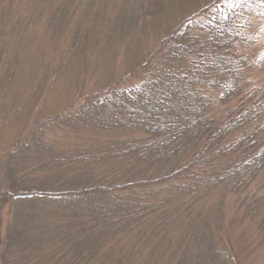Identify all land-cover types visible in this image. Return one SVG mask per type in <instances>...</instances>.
<instances>
[{
    "label": "trees",
    "instance_id": "trees-1",
    "mask_svg": "<svg viewBox=\"0 0 264 264\" xmlns=\"http://www.w3.org/2000/svg\"><path fill=\"white\" fill-rule=\"evenodd\" d=\"M113 5L95 48L152 44L0 146V264H240L238 232L264 243V0Z\"/></svg>",
    "mask_w": 264,
    "mask_h": 264
},
{
    "label": "rangeland",
    "instance_id": "rangeland-1",
    "mask_svg": "<svg viewBox=\"0 0 264 264\" xmlns=\"http://www.w3.org/2000/svg\"><path fill=\"white\" fill-rule=\"evenodd\" d=\"M113 1L25 0V5L23 0H0V8L11 15L4 29L6 36L0 39V82L4 81L8 67L5 60L17 61L16 71L10 78L12 83L0 92V146L11 141L10 135L14 131L19 133L36 111L49 115L63 108L79 84L84 85L86 92L94 85L105 84L111 72L114 71L111 75L118 73L116 66L152 44L150 36L145 43L139 39L132 44L124 38H115L95 48L98 34L101 37V31L112 26L116 16ZM59 7L64 8L60 22ZM165 21L162 20L160 30ZM1 22L0 13V27ZM253 33L263 46L264 20H256ZM72 34L80 46L71 56L65 57ZM88 49H95L96 53L91 68L84 70L79 52ZM52 77L53 82L48 83ZM41 78L46 79V83L38 85ZM5 221L6 214L2 213V226ZM244 232V235L238 232L239 238L235 241L240 251V264H264V243L255 241L250 230Z\"/></svg>",
    "mask_w": 264,
    "mask_h": 264
}]
</instances>
